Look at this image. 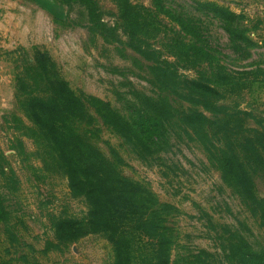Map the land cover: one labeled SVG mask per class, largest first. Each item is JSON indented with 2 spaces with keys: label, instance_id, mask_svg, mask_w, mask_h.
I'll return each mask as SVG.
<instances>
[{
  "label": "rangeland",
  "instance_id": "obj_1",
  "mask_svg": "<svg viewBox=\"0 0 264 264\" xmlns=\"http://www.w3.org/2000/svg\"><path fill=\"white\" fill-rule=\"evenodd\" d=\"M97 2L112 12L109 23H121L119 32L133 25L162 49L195 44L194 61L186 50L169 59L230 109L213 114L171 93L153 62L91 31L79 5L44 9L10 0L8 9L0 7L11 22L0 28V264L154 263L153 239L133 223L116 224L129 245L117 255L103 216L114 209L77 163L73 123L85 142L86 130L95 133V147L122 175L172 205L171 264H264V0ZM127 3L140 12L126 14ZM35 46L76 93L107 102L120 129L97 116L92 125L76 122L70 101L56 100L51 75L40 86L45 97L20 93L17 74ZM217 148L229 156L228 171Z\"/></svg>",
  "mask_w": 264,
  "mask_h": 264
},
{
  "label": "trees",
  "instance_id": "obj_2",
  "mask_svg": "<svg viewBox=\"0 0 264 264\" xmlns=\"http://www.w3.org/2000/svg\"><path fill=\"white\" fill-rule=\"evenodd\" d=\"M34 1L44 9H51L55 4L79 5L86 11L87 22L91 31L99 33L106 38L126 43L139 55L153 62L154 66H152V69L160 70V72H155L160 75V82L171 93H177L183 100L201 106L213 114H227V110L230 109L229 105L218 104L212 98L211 86L203 84L197 77L180 74L176 61L169 59V56L178 58L186 50V58H192L194 61L199 53L195 44L185 46L180 41L181 44L179 45H170V49H162L147 41L133 25L124 26L125 30L119 32L120 22L118 19L113 24L109 23L105 16L111 11H105L106 9H103L97 0ZM130 10H135L137 13L140 12L138 6L127 3L123 11L129 14ZM223 13L229 17H236V14L230 11H223ZM176 20L178 26L183 27L182 22L179 19ZM131 23L133 21H130ZM124 36L127 39H124ZM34 50V57L27 63L24 73L20 72L17 74L20 93L23 95L36 93L42 95V98L45 97L44 92L47 93V89L40 90V86L46 82V77L49 78L51 75L54 80L52 92L56 100L60 101V103L70 101L76 122L85 120L86 124L92 125L97 116L105 125H109L116 130L120 129V119L107 102L94 96L76 93L62 77L52 58L46 52L40 51L37 46L34 47ZM24 51L27 54L26 49ZM198 114L199 116H204L201 112ZM203 120L209 121L210 119L204 116ZM72 133L74 134L73 146L79 156V159H77L78 165L86 167V178L98 186L99 194L114 209V214L108 215L104 212L103 216L108 219L104 231L108 232L111 240L118 244L117 255L119 257L123 256V248L127 249L129 245L126 243L122 244L123 237L118 233L120 228L116 224L120 223L125 227L129 223H133L135 229L148 232V235L153 239L150 253L154 261L153 264H171V252L176 242V236L174 229L167 225L166 215L169 214L167 212L170 211L172 205L160 203L147 188L122 175L117 166L110 159L103 157L100 150L95 147L93 141L95 133L92 130H86V142L81 139L78 123H73ZM85 146L86 151L83 149ZM208 151L211 155H214L212 149H208ZM217 153L221 156L218 159L221 162V170L228 171L231 161L228 159L227 152L224 149L217 148ZM90 205H92V210H94L98 206V201L93 204L90 203ZM104 205L106 206L105 203ZM3 213V198L0 194V215ZM92 214L96 216L97 213L92 212ZM97 219L99 220L100 218ZM110 219L113 221V226H110ZM173 264H177V262Z\"/></svg>",
  "mask_w": 264,
  "mask_h": 264
},
{
  "label": "crops",
  "instance_id": "obj_3",
  "mask_svg": "<svg viewBox=\"0 0 264 264\" xmlns=\"http://www.w3.org/2000/svg\"><path fill=\"white\" fill-rule=\"evenodd\" d=\"M10 0H0V7L2 9L9 8ZM0 28H10L11 27V22L7 20V14H4L6 12L5 10H0Z\"/></svg>",
  "mask_w": 264,
  "mask_h": 264
}]
</instances>
